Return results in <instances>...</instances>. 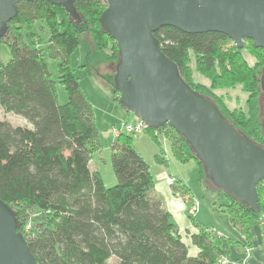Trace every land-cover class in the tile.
I'll return each instance as SVG.
<instances>
[{
	"label": "trees",
	"instance_id": "obj_1",
	"mask_svg": "<svg viewBox=\"0 0 264 264\" xmlns=\"http://www.w3.org/2000/svg\"><path fill=\"white\" fill-rule=\"evenodd\" d=\"M80 22L73 21L63 6L45 0L17 4V15L8 23V34L0 38L10 52V60H0V108L21 116L31 128L14 127L0 119V200L9 205L19 223L36 264H216L228 256L235 239L218 235L188 216L196 232L184 231L198 249L189 254L171 214L154 194L149 168L133 145L135 135L120 132L110 146V164L117 180L104 186L100 175L91 171L89 162L99 146L91 104L80 88L69 65L70 55L82 46L84 68L96 74L101 65H115L117 47L106 35L99 17L106 7L103 0H75ZM30 7L27 20L43 22L48 31V53L59 59V81L65 87L67 102L57 103L53 83L38 47L21 43L23 38L20 7ZM160 51L177 65L179 74L192 90L208 98L221 115L240 133L264 147L261 124L259 78L264 67V52L250 45L233 46L218 33L186 34L173 28L153 33ZM253 56L250 65L244 50ZM190 54L195 72L208 85L194 83L189 65ZM114 73L100 75L113 86ZM240 86L246 94L243 109H229L216 91ZM119 96V95H118ZM119 108L128 112L116 100ZM152 140L157 136L170 142L173 158L181 164L193 162L199 182H207L202 163L195 158L184 139L167 124L146 127ZM142 131V132H143ZM158 131L155 135L154 132ZM156 163L166 165L161 155ZM209 182V181H208ZM203 186V184H202ZM175 194L191 196L190 190L175 180ZM204 191L207 187L204 183ZM218 205L227 214L231 226L249 236L253 224L264 222V182L256 186L260 212L253 213L216 189ZM28 229L24 231L26 223ZM27 223V224H28Z\"/></svg>",
	"mask_w": 264,
	"mask_h": 264
},
{
	"label": "water",
	"instance_id": "obj_2",
	"mask_svg": "<svg viewBox=\"0 0 264 264\" xmlns=\"http://www.w3.org/2000/svg\"><path fill=\"white\" fill-rule=\"evenodd\" d=\"M0 0V38L20 2ZM63 6L80 22L75 0H45ZM102 31L117 47L113 86L119 103L146 127H172L203 165L206 179L253 213L260 212L256 186L264 181V147L236 130L206 97L181 78L177 65L158 48L162 28L186 34L218 33L237 49L244 40L264 52V0H103ZM264 132V67L259 78ZM9 205L0 200V264H36Z\"/></svg>",
	"mask_w": 264,
	"mask_h": 264
},
{
	"label": "rangeland",
	"instance_id": "obj_3",
	"mask_svg": "<svg viewBox=\"0 0 264 264\" xmlns=\"http://www.w3.org/2000/svg\"><path fill=\"white\" fill-rule=\"evenodd\" d=\"M30 11V7L26 5L21 6L20 16L22 19L14 25L15 27L21 25L20 29L23 35L21 43H25L30 47L36 46L41 51L42 58L46 64L49 77L55 89L57 103L63 105L68 100L67 93L65 87L59 81V59L51 57L48 53L47 45L49 31L46 25L43 22L34 20L31 23L30 28L27 29L25 24L20 23V21L27 20L33 16V14H30ZM243 45L247 48L250 43L244 40ZM243 56L250 65L254 63V58L248 53L247 49L244 50ZM10 57L11 55L7 45L5 43H0V60L6 64L10 60ZM84 64L85 53L83 47L79 46L70 55L69 65L78 79L81 90L91 104L93 123L97 131L96 141L99 146L98 150H96L91 156L89 168L91 171L97 172L100 175L105 187L110 188L117 183L110 164V146L115 137L118 136H114L113 130H123L125 124L133 125L137 123L139 119H137L131 112H125L119 108L116 103L119 94L114 93L111 86L100 78V75L115 73V65H101L97 68L96 74H89L85 70ZM189 65L192 70L193 82L207 86V81L195 72V63L192 54H190ZM216 93L223 96L229 109L245 110L246 94L241 91L240 86H236L232 89L216 91ZM0 119L6 120L14 127H24L25 125L30 126L21 116L12 113H5L1 108ZM157 132L158 131L154 132V135ZM160 134L157 136V141L152 140L147 131H143L135 135L133 138V145L147 164L150 174L152 177L156 178L159 173H166L184 180L185 183L190 186L195 197H193V195L182 196L180 194H178V197L187 198L189 205L194 201L199 203L195 215L197 218L194 219L196 221L199 219L198 222H202V225L209 229H214L215 226H219V224H222L223 222L221 220L226 219L227 215L222 212L218 205L220 203L216 199L218 192L213 188L210 182H199L198 168L193 162L181 164L176 161L170 151V142L164 139L163 135ZM156 155H161V157L166 160L165 166L154 161ZM167 178L172 179L171 185H168L165 180V183L172 188L175 179L170 176ZM204 183L208 189L206 190L207 192L204 191ZM27 223L24 231L28 229L29 223Z\"/></svg>",
	"mask_w": 264,
	"mask_h": 264
},
{
	"label": "crops",
	"instance_id": "obj_4",
	"mask_svg": "<svg viewBox=\"0 0 264 264\" xmlns=\"http://www.w3.org/2000/svg\"><path fill=\"white\" fill-rule=\"evenodd\" d=\"M26 127L31 128V125ZM169 176L184 185L188 190H190L193 197H195L190 186L187 185L184 180L166 173H159L156 178L153 177L154 194L156 197L161 199L163 206L171 214L172 220L178 227L183 241L188 246L189 254L191 256H195L198 253V249L191 245L189 238L184 234V231L186 230L191 233L197 231V228L193 226L188 218L187 210L190 208V205L187 198L178 197V194H175L176 192L174 188L169 187L165 183L166 178ZM194 218L197 217L194 216ZM198 220L196 221L197 223H199ZM221 221H223L222 224H219V226H215L214 229L211 228L210 230L216 232L218 235L228 236L239 242V244H235L230 247L228 258L230 260L242 262V264H264V239L259 223L251 226L249 236L247 238V236L239 233L231 226L228 216H226V219H222ZM199 224L202 225V222ZM107 264H115V261L109 260Z\"/></svg>",
	"mask_w": 264,
	"mask_h": 264
},
{
	"label": "built area",
	"instance_id": "obj_5",
	"mask_svg": "<svg viewBox=\"0 0 264 264\" xmlns=\"http://www.w3.org/2000/svg\"><path fill=\"white\" fill-rule=\"evenodd\" d=\"M145 128H146V126L140 120H138L137 123H135L133 125L125 124L123 126V130H121V129L113 130V133H114V135H118L120 132L123 131V132H125L127 134H130V135H137V134L141 133ZM166 183L168 185H171L172 179L167 178L166 179ZM197 208H198V203L194 201L190 205V208L187 210L188 215L195 216V214L197 212ZM259 225L261 227L262 236H263V239H264V222L262 220H260ZM216 264H242V262L235 261V260H230L228 258V256H220L217 259Z\"/></svg>",
	"mask_w": 264,
	"mask_h": 264
}]
</instances>
